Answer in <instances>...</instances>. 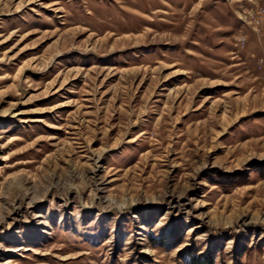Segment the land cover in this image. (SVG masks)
<instances>
[{
    "label": "rangeland",
    "instance_id": "rangeland-1",
    "mask_svg": "<svg viewBox=\"0 0 264 264\" xmlns=\"http://www.w3.org/2000/svg\"><path fill=\"white\" fill-rule=\"evenodd\" d=\"M197 258L264 264V0H0V264Z\"/></svg>",
    "mask_w": 264,
    "mask_h": 264
},
{
    "label": "trees",
    "instance_id": "trees-1",
    "mask_svg": "<svg viewBox=\"0 0 264 264\" xmlns=\"http://www.w3.org/2000/svg\"><path fill=\"white\" fill-rule=\"evenodd\" d=\"M208 262V263H207ZM196 264H211V262L210 261H208V260H201V259H199V258H197V260H196Z\"/></svg>",
    "mask_w": 264,
    "mask_h": 264
},
{
    "label": "bare ground",
    "instance_id": "bare-ground-1",
    "mask_svg": "<svg viewBox=\"0 0 264 264\" xmlns=\"http://www.w3.org/2000/svg\"><path fill=\"white\" fill-rule=\"evenodd\" d=\"M14 140L17 142V141H20L21 139L19 137H17Z\"/></svg>",
    "mask_w": 264,
    "mask_h": 264
}]
</instances>
